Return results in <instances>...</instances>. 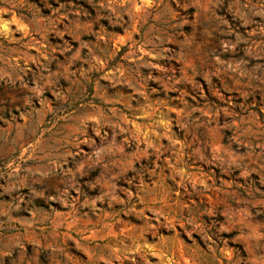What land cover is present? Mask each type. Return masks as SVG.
I'll return each instance as SVG.
<instances>
[{"label":"rangeland","instance_id":"rangeland-1","mask_svg":"<svg viewBox=\"0 0 264 264\" xmlns=\"http://www.w3.org/2000/svg\"><path fill=\"white\" fill-rule=\"evenodd\" d=\"M0 264H264V0H0Z\"/></svg>","mask_w":264,"mask_h":264},{"label":"trees","instance_id":"trees-1","mask_svg":"<svg viewBox=\"0 0 264 264\" xmlns=\"http://www.w3.org/2000/svg\"><path fill=\"white\" fill-rule=\"evenodd\" d=\"M239 56V52L234 55V58H237Z\"/></svg>","mask_w":264,"mask_h":264}]
</instances>
